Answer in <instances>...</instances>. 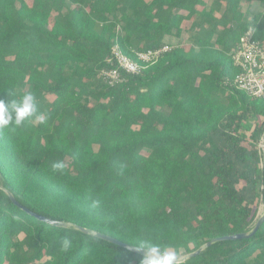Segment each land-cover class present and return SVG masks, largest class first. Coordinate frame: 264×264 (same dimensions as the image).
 Segmentation results:
<instances>
[{"label": "trees", "instance_id": "1", "mask_svg": "<svg viewBox=\"0 0 264 264\" xmlns=\"http://www.w3.org/2000/svg\"><path fill=\"white\" fill-rule=\"evenodd\" d=\"M254 1L261 10L249 20L242 7ZM208 4L0 0V99L8 91L37 97L21 128L0 129V264H140L143 256L40 220L6 190L37 214L134 246L147 238L178 258L253 230L264 194V98L236 85L233 50L249 29L264 43V0ZM184 20L188 46L179 40L109 84L113 38L136 59V51L181 39ZM68 156L74 171L51 169ZM177 264H264V222Z\"/></svg>", "mask_w": 264, "mask_h": 264}, {"label": "built area", "instance_id": "2", "mask_svg": "<svg viewBox=\"0 0 264 264\" xmlns=\"http://www.w3.org/2000/svg\"><path fill=\"white\" fill-rule=\"evenodd\" d=\"M113 40L109 61L116 63V67L103 71L111 85L123 81L121 70L139 73L147 64L156 62L165 52L174 48V45L166 43L157 49L136 51V59H132L122 51L117 38ZM233 60L240 68L235 79L236 85L251 96L264 98V43L253 37L252 29L240 38L233 50Z\"/></svg>", "mask_w": 264, "mask_h": 264}, {"label": "clouds", "instance_id": "3", "mask_svg": "<svg viewBox=\"0 0 264 264\" xmlns=\"http://www.w3.org/2000/svg\"><path fill=\"white\" fill-rule=\"evenodd\" d=\"M10 99H0V129H10L16 131L21 128L25 121L29 120L37 112V97L33 92H26L19 98L12 91H8ZM38 119L43 122L44 116ZM66 164L63 161H54L51 169L54 172H63ZM99 206L98 200L92 201V207ZM72 241L65 236L61 240V247L64 251L71 248ZM137 250L143 251L144 255L140 259V264H177L179 253L159 243L147 238H141L137 243Z\"/></svg>", "mask_w": 264, "mask_h": 264}, {"label": "water", "instance_id": "4", "mask_svg": "<svg viewBox=\"0 0 264 264\" xmlns=\"http://www.w3.org/2000/svg\"><path fill=\"white\" fill-rule=\"evenodd\" d=\"M260 146L263 150V164H262V167H263V171H264V132H263V135L261 137V143H260ZM0 188L4 189L3 186L0 184ZM6 192L8 193L9 197L11 198V200L18 206L20 207L22 210H24L25 212L29 213V214H32L34 216H36L38 219L40 220H43L49 224H52V225H55V226H63V227H75L76 229H79L85 233H90V234H93L95 236H98L100 238H103V239H106V240H109L111 242H114L120 246H123L133 252H136L138 254H142L144 255L143 251H138L137 250V246H134V245H130L128 243H125V242H122L112 236H109L107 234H104L102 232H99V231H96V230H92L90 228H85V227H82V226H79V225H75L71 222H68V221H65V220H58V219H53V218H50V217H47V216H44V215H41V214H37L35 213L34 211L30 210L29 208H27L26 206H24L23 204H21L19 201H17V199L13 196V194L9 191L6 190ZM263 210H262V213L259 215V218L253 228V230L251 232H240V233H237V234H231V235H226V236H222V237H218V238H214L206 243H204L202 246H200L197 250L191 252V253H188V254H185L184 256L178 258V262H181V261H184L190 257H193V256H196V255H199L204 249H206L207 247L211 246L213 243L217 242V241H222V240H236V239H242V238H245V237H248L250 235H253L258 229L259 227L261 226V224L264 222V194H263Z\"/></svg>", "mask_w": 264, "mask_h": 264}, {"label": "rangeland", "instance_id": "5", "mask_svg": "<svg viewBox=\"0 0 264 264\" xmlns=\"http://www.w3.org/2000/svg\"><path fill=\"white\" fill-rule=\"evenodd\" d=\"M27 1H28L29 3L32 2V0H27ZM207 1H208V3H209V4H208V7H209V6L211 5V0H210V1L207 0ZM208 7H207V8H208ZM242 9H243V11L246 12V18L250 20V19L252 18L253 14H255V13H257L258 11L261 10V5H260L259 2L254 1V2L252 3V5L249 6V7H248L246 4L243 5ZM190 24H191V22H190L189 20H184L183 23H182V26H183V29H184V31H183V35H182V38H181V39H178L177 37H173V38L169 41L170 44L175 45V44L178 43L179 40H181V43L184 42L185 45L188 46V45H189V37L191 36V32L189 31ZM51 98H52V97H51ZM260 120H263V118L260 117ZM253 126H254V123H253L252 120H250V121H249L248 123H246V125H245L246 130H247L248 132H250V129H252ZM71 160H72L71 157L68 156V157H66L65 159L60 160V161H63V162L66 164V169H68V170H70V171H74V168H73L72 165H71ZM262 210H263V205L260 206L259 215L262 213Z\"/></svg>", "mask_w": 264, "mask_h": 264}, {"label": "crops", "instance_id": "6", "mask_svg": "<svg viewBox=\"0 0 264 264\" xmlns=\"http://www.w3.org/2000/svg\"><path fill=\"white\" fill-rule=\"evenodd\" d=\"M191 25V24H190Z\"/></svg>", "mask_w": 264, "mask_h": 264}]
</instances>
